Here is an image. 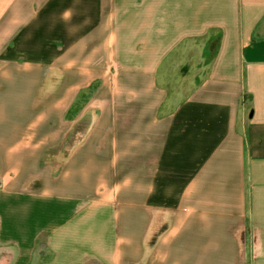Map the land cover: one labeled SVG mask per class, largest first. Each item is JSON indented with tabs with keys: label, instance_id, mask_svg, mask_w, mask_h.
Returning a JSON list of instances; mask_svg holds the SVG:
<instances>
[{
	"label": "crops",
	"instance_id": "crops-1",
	"mask_svg": "<svg viewBox=\"0 0 264 264\" xmlns=\"http://www.w3.org/2000/svg\"><path fill=\"white\" fill-rule=\"evenodd\" d=\"M0 264H264V0H0Z\"/></svg>",
	"mask_w": 264,
	"mask_h": 264
},
{
	"label": "rangeland",
	"instance_id": "rangeland-1",
	"mask_svg": "<svg viewBox=\"0 0 264 264\" xmlns=\"http://www.w3.org/2000/svg\"><path fill=\"white\" fill-rule=\"evenodd\" d=\"M198 47L190 55L182 53L183 57L178 63V67L172 70L171 81L169 82L171 88H188L191 83L199 78L197 71L208 68V64L211 62V53L207 51V48L202 50V47Z\"/></svg>",
	"mask_w": 264,
	"mask_h": 264
}]
</instances>
